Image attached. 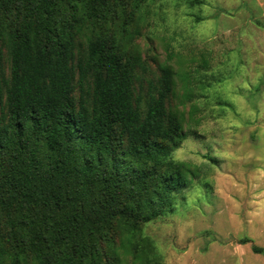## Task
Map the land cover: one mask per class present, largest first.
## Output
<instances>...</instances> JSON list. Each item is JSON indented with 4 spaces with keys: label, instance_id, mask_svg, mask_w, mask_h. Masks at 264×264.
<instances>
[{
    "label": "trees",
    "instance_id": "16d2710c",
    "mask_svg": "<svg viewBox=\"0 0 264 264\" xmlns=\"http://www.w3.org/2000/svg\"><path fill=\"white\" fill-rule=\"evenodd\" d=\"M147 1L0 0V264L157 263L142 226L199 174L174 70L144 90Z\"/></svg>",
    "mask_w": 264,
    "mask_h": 264
},
{
    "label": "rangeland",
    "instance_id": "374dc122",
    "mask_svg": "<svg viewBox=\"0 0 264 264\" xmlns=\"http://www.w3.org/2000/svg\"><path fill=\"white\" fill-rule=\"evenodd\" d=\"M202 1L143 7L144 90L160 66L174 70L167 104L183 112L186 136L171 158L199 176L141 236L156 264H264L250 249L264 247V0Z\"/></svg>",
    "mask_w": 264,
    "mask_h": 264
}]
</instances>
